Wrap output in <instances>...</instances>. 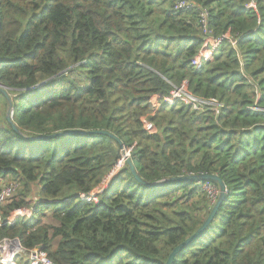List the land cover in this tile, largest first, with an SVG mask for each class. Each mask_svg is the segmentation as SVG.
<instances>
[{
  "label": "trees",
  "instance_id": "obj_1",
  "mask_svg": "<svg viewBox=\"0 0 264 264\" xmlns=\"http://www.w3.org/2000/svg\"><path fill=\"white\" fill-rule=\"evenodd\" d=\"M178 1L0 0V182L19 188L0 209V242L42 248L54 264H166L198 231L212 181L152 188L125 163L97 204L80 199L123 157L93 134L106 131L147 184L226 185L173 264H264V0H188L209 12L214 37H230L200 68V11ZM182 86L218 110L154 111L155 96ZM71 131L85 134L56 136ZM21 208L32 217L6 223Z\"/></svg>",
  "mask_w": 264,
  "mask_h": 264
},
{
  "label": "built area",
  "instance_id": "obj_2",
  "mask_svg": "<svg viewBox=\"0 0 264 264\" xmlns=\"http://www.w3.org/2000/svg\"><path fill=\"white\" fill-rule=\"evenodd\" d=\"M255 7L253 3L249 5V8ZM176 10L187 11V10H198L199 15V25L202 30L204 37L203 46L199 53L192 59V65L196 68L202 67L206 62L212 61L215 51L220 47L224 39H230L229 35L222 37H214L213 32L209 29V12L206 10H199L196 5L192 4L188 0L178 1ZM233 44H235L233 42ZM163 101L164 104L168 106H173L178 102H183L186 105L192 106L195 110H203V107L210 106L214 111H217L220 104L217 100H200L199 98L193 96L186 88L182 86L180 88H175L169 96H155L152 99V106L154 111H156L160 102ZM143 124L145 129L148 131H153L154 126L147 120L143 119ZM131 151L125 149L123 151V157L119 160L113 171L107 176L103 183L96 188L92 193L88 195H80L82 201H87L88 203H98V196L107 192L110 188L111 180L118 174L120 169L126 163V159L130 158ZM17 185L13 182H0V209L5 206V204L15 195ZM208 198L211 203H215L218 196L219 190L216 188L207 187ZM34 209L21 208L13 211L10 217L6 220V223L13 224L16 220L20 218L30 219L33 215ZM1 216V212H0ZM26 260L27 264H54L48 257L47 254L42 250V248H35L31 251L25 250L20 242L15 240H4L0 242V264H19L20 261Z\"/></svg>",
  "mask_w": 264,
  "mask_h": 264
},
{
  "label": "water",
  "instance_id": "obj_3",
  "mask_svg": "<svg viewBox=\"0 0 264 264\" xmlns=\"http://www.w3.org/2000/svg\"><path fill=\"white\" fill-rule=\"evenodd\" d=\"M0 93H2L3 95H5V97L10 100L9 98V94L8 91L5 87L0 86ZM11 109H12V105ZM11 111L8 115V120L11 122V124H13L12 119H11ZM14 130H16L17 132H19L18 128L13 125ZM77 133H81V134H85V132H78V131H71V132H67V133H60L57 134L56 136H62V135H67V134H77ZM93 134H97V135H105L108 136L110 138H113L115 140H117L121 146V148L124 149L123 144L112 134L106 132V131H101V132H94ZM126 163L128 164V166L130 167L133 176L141 183L152 187V188H161L162 186L170 183V182H184V181H195V182H204V181H212L214 183H216L218 185V189H219V196L215 202V204L213 205V208L211 209V212L208 216V218L206 219V221L203 223V225L198 229L197 232H195L191 237H189L186 241H184L183 243H181L180 245H178L173 251L172 253L169 255L168 260L166 262V264H173L176 256L185 248L187 247L190 243H192L193 241H195L196 239H198L199 237H201V235L204 233V231L207 229V227L210 225V223L214 220L215 216L217 215V212L219 210V208L221 207V205L223 204L225 198H226V194H227V188L226 185L224 184V182L216 175H191V176H183V177H177V178H172V179H168L165 180L159 184H147L146 182H144L137 174V172L135 171V168L133 166V163L131 161L130 158L126 159ZM16 242H18V240H15Z\"/></svg>",
  "mask_w": 264,
  "mask_h": 264
},
{
  "label": "rangeland",
  "instance_id": "obj_4",
  "mask_svg": "<svg viewBox=\"0 0 264 264\" xmlns=\"http://www.w3.org/2000/svg\"><path fill=\"white\" fill-rule=\"evenodd\" d=\"M18 189H19V188H17L16 191H17ZM203 189H204L205 191H207V186L205 185V186L203 187Z\"/></svg>",
  "mask_w": 264,
  "mask_h": 264
},
{
  "label": "crops",
  "instance_id": "obj_5",
  "mask_svg": "<svg viewBox=\"0 0 264 264\" xmlns=\"http://www.w3.org/2000/svg\"><path fill=\"white\" fill-rule=\"evenodd\" d=\"M20 263H24V260L20 261ZM25 263H26V260H25Z\"/></svg>",
  "mask_w": 264,
  "mask_h": 264
}]
</instances>
